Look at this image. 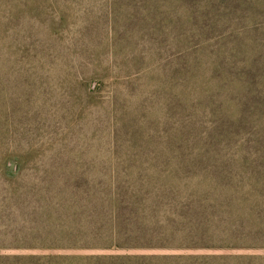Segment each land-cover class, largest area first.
<instances>
[{
	"label": "trees",
	"instance_id": "trees-1",
	"mask_svg": "<svg viewBox=\"0 0 264 264\" xmlns=\"http://www.w3.org/2000/svg\"><path fill=\"white\" fill-rule=\"evenodd\" d=\"M114 2L121 20L135 19L149 39L170 42L158 50L170 54L172 70L162 72L174 127L165 122L153 134L147 113L154 105L141 90L149 76L158 83L161 76L148 72V61L137 74L119 65L117 153L90 155L111 144L83 122L98 106L93 81L105 85L110 77L101 50L85 61L68 51L94 42L101 15L75 0H0V264H264V184L251 170L264 166V73L249 71L255 84L240 87L238 74L210 72L209 53L193 41L207 37L206 28L197 30V4ZM131 3L133 18L123 11ZM71 35L82 43L65 47ZM29 169L63 172L53 183L85 181L81 191L66 185L50 197L23 184ZM8 250L17 254H2Z\"/></svg>",
	"mask_w": 264,
	"mask_h": 264
},
{
	"label": "rangeland",
	"instance_id": "rangeland-1",
	"mask_svg": "<svg viewBox=\"0 0 264 264\" xmlns=\"http://www.w3.org/2000/svg\"><path fill=\"white\" fill-rule=\"evenodd\" d=\"M75 1L83 4H92V6H90L91 10L94 13H99L101 16L98 18L99 20H97L99 21V25L95 24V33L97 36H91L90 39L94 42H89L86 49L79 46L75 51L71 52L70 50L68 53L71 54L70 57L85 61L83 59L85 54L92 53L96 49L101 50L104 61L103 69L107 71L104 73H106V75L109 74L108 77H110L105 82V85H100L101 82L98 80L93 81L96 86L98 85L101 88L95 101V104H98V106L92 107L87 115L83 116V122H92V125L99 131L98 138L108 141L111 144L102 150L99 147L89 149L94 151V154L90 155H95L99 152L104 153V151L111 154L117 153L114 139V132H116V130L112 126V119L116 115L113 76L115 72L122 71L118 69L119 65L122 66L124 72L137 74L144 69V65L146 61H148L151 67L148 72H153L161 76L159 83L155 82L152 76H149V84L145 89L141 90V95L147 102H152L151 105H154V111L147 113L151 114L153 117V119H151L154 121L153 134L159 136L165 122L170 123L168 127L171 130L174 127V122H172L174 110L172 108L171 97L166 95V87L168 85L171 86V84L165 79L162 72H169L172 70V67L167 65L170 61V54L166 52V54L162 55L158 50L160 47H167L170 42L162 41L159 38L161 43H157L156 36H151L149 39L147 37L146 25L140 24L135 19L130 21L121 20L122 16L119 15V8L116 9V7H113L115 3L114 0ZM194 4H197L194 18L203 22V25H199L197 30L202 34V31L206 28L207 37L205 39L203 37H197L194 38L193 41L198 42L202 49L209 53V60L212 65L210 72L214 75L218 73L217 69H220L225 70L228 74H238L240 77L239 80L237 78L234 80L240 87H246L249 83L252 85L255 84V82L250 81L251 73L249 71H253L254 76H256L255 71L262 74L264 73V0H241V6L236 0H188V5ZM75 10L79 11L80 8L75 7ZM142 10L145 13V8ZM123 11L125 15H129L130 18H133L135 15L132 3L128 4ZM208 11H210L211 14H208ZM169 13L174 14L173 11ZM199 15H207V18L213 16V18L203 19ZM113 19H117L116 24L113 22ZM66 38L68 42L64 45L67 48H71L77 42L82 43L80 37L76 35H71ZM84 40H86V38H84ZM157 55L161 57H156ZM155 58L159 59V62L153 66L150 61ZM251 58L253 62L250 61ZM126 61L132 62L125 63ZM128 67H132L133 70L130 71ZM245 74L247 79L245 78ZM135 78H139V75H136ZM134 82L141 83L136 80ZM119 90L122 91L119 97L125 100L128 92L124 91V87H120ZM53 104H55V98L51 100V105ZM30 116L32 117V115ZM147 151L148 150H145V152ZM263 156L264 154L259 156V163L264 161ZM68 170H70V167ZM251 170L254 171L255 180L264 184V166L259 164ZM62 173L63 172L29 169L21 174V181L23 184L32 185L38 190L44 189L50 197L51 193H53V189L56 187L70 185L75 191L82 190L85 180H82V187L78 180L71 183H53L60 178ZM80 174V171L74 174L66 172L63 174V178L69 179L74 176H79ZM87 176L92 177L93 175L87 174L86 177ZM6 252L11 253L2 254L5 256L17 254L14 250H8ZM19 253L26 254L33 252L23 250ZM34 253L39 254L36 252ZM80 253L81 252L72 254L78 255ZM97 253L99 252L93 251L85 254Z\"/></svg>",
	"mask_w": 264,
	"mask_h": 264
}]
</instances>
